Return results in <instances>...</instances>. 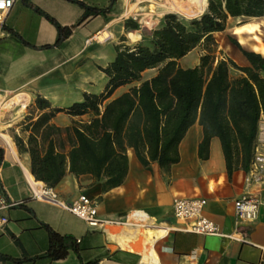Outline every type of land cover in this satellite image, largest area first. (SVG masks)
Here are the masks:
<instances>
[{
	"label": "crops",
	"instance_id": "obj_1",
	"mask_svg": "<svg viewBox=\"0 0 264 264\" xmlns=\"http://www.w3.org/2000/svg\"><path fill=\"white\" fill-rule=\"evenodd\" d=\"M78 1L99 9L109 6V0ZM124 2L116 0L106 14L89 16L79 23L83 8L70 0H14L0 21V94L11 99L0 112V148L3 149L0 196L22 201L0 211V217L7 218L0 230V264H83L88 261H96V264H264V208L259 207L252 222L238 220L234 209V201L242 196H264V182L247 183L246 172L241 169L228 175L217 137L209 140L207 158H199L198 145L203 134L198 120L179 142V161L168 171L156 162L143 167L129 149L127 174L118 187L102 193L98 182L67 172L53 188L65 203H70L80 193L96 198L97 217L120 223L90 227L59 205L30 197L26 178L34 177L30 172L29 155L17 151L12 136L17 134L25 141L29 130H22L26 122L21 123V120L27 116L33 121L48 110L36 108L37 97L46 100L49 108L63 109L81 101L84 93L102 91L106 76L99 67L113 60L114 45L121 42L111 30L114 20L110 17L126 5ZM149 12L156 16L175 13L157 4L150 6ZM124 14L133 18L144 15L134 4ZM47 16L71 29L58 45H54L56 27ZM248 19L252 21L234 26L230 34L238 36L242 47L249 44L247 50L264 55V33L256 32L264 17ZM101 30L108 33L106 40L87 43ZM135 32L131 31L133 38H137ZM217 34L221 32L213 33L219 54L216 58H229L239 66L248 65L239 50L229 41L218 40ZM249 38L254 42L249 43ZM192 53L195 59L189 67L198 64L201 51L194 48L179 60L181 67H188L181 61ZM231 70L236 75L239 73ZM146 72L151 73L143 78L154 74L150 69L142 76ZM126 88L119 87L112 96ZM11 103H16L12 111L8 108ZM17 111L18 117L14 119ZM80 119L86 120L87 116L58 112L49 123L66 128L73 120ZM177 197L205 199L204 216L230 237L178 229L182 224L175 219L172 209V201ZM46 226L60 235L74 237L80 245V256L72 250L59 259L44 256L49 244Z\"/></svg>",
	"mask_w": 264,
	"mask_h": 264
},
{
	"label": "trees",
	"instance_id": "obj_2",
	"mask_svg": "<svg viewBox=\"0 0 264 264\" xmlns=\"http://www.w3.org/2000/svg\"><path fill=\"white\" fill-rule=\"evenodd\" d=\"M70 1L83 8L80 23L89 16L106 14L116 0H109L104 9ZM229 17H264V0H207L206 10L188 20L166 13L144 43L114 45L113 60L99 67L106 76L101 92L84 93L81 101L63 109L49 108L46 100L37 97L36 108L48 110L33 121L27 116L21 120L26 122L22 130H29L25 141L17 134L12 136L17 151L28 153L34 179L54 188L69 172L98 182L104 193L125 179L129 149L143 167L156 162L168 171L179 161L177 146L196 120L203 134L199 158H207L209 140L217 137L227 174L238 169L247 172L259 123L264 120V55L243 48L229 36L248 65L216 58L213 33L224 31ZM47 18L56 27L54 45H58L71 29ZM194 48L201 51L198 64L181 67L179 60ZM150 69L154 74L143 78L142 73ZM231 69L239 73L233 75ZM123 86L126 90L113 97ZM58 112L86 115L87 119L59 128L49 123ZM2 158L0 148V162ZM46 228L49 244L44 256L59 259L68 250L80 256L74 237Z\"/></svg>",
	"mask_w": 264,
	"mask_h": 264
},
{
	"label": "built area",
	"instance_id": "obj_3",
	"mask_svg": "<svg viewBox=\"0 0 264 264\" xmlns=\"http://www.w3.org/2000/svg\"><path fill=\"white\" fill-rule=\"evenodd\" d=\"M13 2L14 0H0V21L11 8ZM106 34V30L98 31L87 40V43L90 40L98 42L104 41L109 37L106 36ZM10 100V98H6L4 95L0 94V112L6 108V104ZM15 105L16 103H11L8 108L11 109ZM261 122L258 127L253 159L245 176L247 183L264 182V124H261ZM26 181L31 198L59 205L85 221L90 227L120 223L116 220L99 219L97 217V199L85 193H80L73 201L65 203L59 198L53 188L45 185L43 182L37 181L31 177H27ZM20 203H22V201H14L0 196V211L7 210ZM205 204V199L198 197L174 198L172 201L173 216L182 224L178 229L199 235L230 237L229 235L223 234L220 227L215 222L204 216ZM259 207L264 208V196L256 197L247 195L234 201L235 214L238 220L254 221ZM6 223L7 218L5 216L0 217V230H3Z\"/></svg>",
	"mask_w": 264,
	"mask_h": 264
},
{
	"label": "rangeland",
	"instance_id": "obj_4",
	"mask_svg": "<svg viewBox=\"0 0 264 264\" xmlns=\"http://www.w3.org/2000/svg\"><path fill=\"white\" fill-rule=\"evenodd\" d=\"M157 0H125L123 4H126L125 6L123 5L119 11H117L114 15H111L110 19L114 20L111 26L112 32L116 33L117 35V40L122 41L123 43H127L126 45H133L136 43H144L146 39V35H148L152 29L155 27L159 26L161 23V20L163 16L166 14H162L161 16H156L150 13V6L155 5ZM136 5L137 8L141 9V12H143L142 17H132V16H125V11L129 8L131 5ZM206 10V9H205ZM171 13V12H169ZM175 14L183 20H188L190 18H194L193 16H189L186 12H175ZM183 15V16H182ZM262 18V17H261ZM245 21H252V19L248 18H243V17H229L227 19L226 23V28L224 31L221 32V34H217L216 38L219 40H224V41H229L228 37L231 36L232 34V28L241 22ZM262 24L260 25L258 31L260 33H264V19H261ZM135 25L136 29H133L132 26ZM151 26V27H150ZM128 31V32H127ZM131 31L135 32L137 35V38H133L131 36ZM126 32H127V37H126ZM241 37L244 36V34L240 35ZM237 41H238V36L237 35H232ZM123 39V40H122ZM130 39V40H129ZM249 43H253L254 40L252 38L248 39ZM217 44V43H216ZM234 49L235 46L232 45ZM244 48H249L250 45H243ZM217 52V49H216ZM215 52V55L218 56L219 54ZM195 59V54L192 53L182 59L181 63L183 66H191V62ZM151 72H146L143 77H146L150 74ZM231 74L236 75V72L231 70Z\"/></svg>",
	"mask_w": 264,
	"mask_h": 264
},
{
	"label": "bare ground",
	"instance_id": "obj_5",
	"mask_svg": "<svg viewBox=\"0 0 264 264\" xmlns=\"http://www.w3.org/2000/svg\"><path fill=\"white\" fill-rule=\"evenodd\" d=\"M157 1H156L157 6L163 9H167L173 12H180V13L184 11L189 16H193V17H197L201 15L205 11L207 5V0H157ZM106 36H109L108 33L106 34ZM17 117H18V111L15 113V115H13L14 119ZM3 138H5V140H7L11 144L10 139L7 135H4Z\"/></svg>",
	"mask_w": 264,
	"mask_h": 264
}]
</instances>
